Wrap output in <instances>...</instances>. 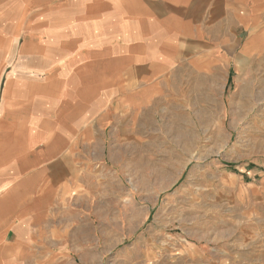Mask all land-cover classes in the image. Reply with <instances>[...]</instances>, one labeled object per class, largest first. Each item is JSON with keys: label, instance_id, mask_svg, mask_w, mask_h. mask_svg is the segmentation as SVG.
I'll return each instance as SVG.
<instances>
[{"label": "crops", "instance_id": "0c3cea01", "mask_svg": "<svg viewBox=\"0 0 264 264\" xmlns=\"http://www.w3.org/2000/svg\"><path fill=\"white\" fill-rule=\"evenodd\" d=\"M262 56L264 0H0V264L71 245L53 241L59 204L120 116L180 70L225 85Z\"/></svg>", "mask_w": 264, "mask_h": 264}, {"label": "rangeland", "instance_id": "374dc122", "mask_svg": "<svg viewBox=\"0 0 264 264\" xmlns=\"http://www.w3.org/2000/svg\"><path fill=\"white\" fill-rule=\"evenodd\" d=\"M255 63L225 85L180 70L115 120L59 204L73 214L53 241L71 245L39 248L38 264H70L47 263L51 251L86 261L73 264H264V56Z\"/></svg>", "mask_w": 264, "mask_h": 264}, {"label": "trees", "instance_id": "16d2710c", "mask_svg": "<svg viewBox=\"0 0 264 264\" xmlns=\"http://www.w3.org/2000/svg\"><path fill=\"white\" fill-rule=\"evenodd\" d=\"M231 81H232V79L230 78V80H229V84L231 83Z\"/></svg>", "mask_w": 264, "mask_h": 264}]
</instances>
